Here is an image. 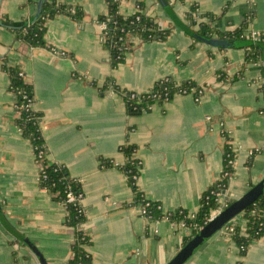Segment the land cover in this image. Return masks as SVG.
I'll list each match as a JSON object with an SVG mask.
<instances>
[{
	"label": "crops",
	"instance_id": "1",
	"mask_svg": "<svg viewBox=\"0 0 264 264\" xmlns=\"http://www.w3.org/2000/svg\"><path fill=\"white\" fill-rule=\"evenodd\" d=\"M38 1L0 0V264H40L25 240L46 264H67L74 237L63 204L38 183L39 163L16 124V94L4 65L17 66L32 88L46 158L79 180L85 215L79 227L88 238L90 264H165L194 228L141 216L120 168L126 161L120 146H136V185L163 211H198L203 193L221 176L227 142L235 158L226 193L246 192L264 178V63L244 64L243 46L195 39L158 0H116L123 16L142 4L168 34L144 42L132 37L115 67L96 22L107 0H58L78 5L81 19L56 14L45 21V45L30 46L16 27L34 18ZM165 1L192 32L197 27L187 15L193 6L198 20L213 18V38L243 24L246 35L264 31V0ZM165 78L194 81L204 90L198 99L177 93L129 113L106 84L110 79L120 90L142 93ZM183 264H264V232L240 255L233 238L217 231Z\"/></svg>",
	"mask_w": 264,
	"mask_h": 264
},
{
	"label": "trees",
	"instance_id": "2",
	"mask_svg": "<svg viewBox=\"0 0 264 264\" xmlns=\"http://www.w3.org/2000/svg\"><path fill=\"white\" fill-rule=\"evenodd\" d=\"M140 10L130 16H123L118 11L116 0H107V12L96 18L98 22L105 24L101 31L103 36V45L109 50L110 63L115 67L123 61L125 52L131 48V38L138 37L141 41L162 40L168 32L161 28L155 20L143 12L144 6L139 3ZM58 13H64L76 20L82 17V11L78 5L67 4L58 0H41L40 12L35 19L25 21L21 26L16 27L17 37L23 39L30 46L45 45L43 33L45 30V21ZM200 14L196 6H193L188 12L189 23L196 25L195 32L201 36L213 38L212 21L213 18L206 16L205 20H198ZM244 24L229 32L219 33L217 38L234 39V40H255L264 44V31L260 32L258 38H252L251 34L243 33ZM245 50L244 64L250 62H260L262 49L256 44L243 46ZM9 77V89L16 94L15 109L17 112L16 124L21 133L31 143L34 153L41 152L36 161L41 166L39 185L46 189L53 197L61 202L66 210L65 223L74 228V237L71 244V256L67 264H90L91 257L85 245L88 243L87 235L80 230L79 226L85 220L84 210L81 201L68 202L67 193L72 192L74 195L83 192L79 180L71 177L65 167L59 163H51L46 158L47 147L40 129V113L33 108L34 95L32 88L23 80V74L17 66H3ZM112 89L120 93L124 98L126 108L129 113L143 112L142 109H148L153 101H168L177 93H192L197 99L203 92L204 87L196 84L194 81L175 82L171 78L163 79L155 83L148 91L137 93L128 90L118 89L110 79L106 82ZM201 91V92H199ZM136 149L134 144H124L120 150L125 154L126 161L120 166L123 170L128 183L134 192V202L137 204H146L147 214L151 215L153 220H160L165 213L157 208L158 202L147 200L136 185V179L139 174L137 168L138 159L133 156ZM224 168L223 173H227L216 180L213 185L203 193L201 205L193 216H188L184 209H176L167 213L172 222L183 221L191 225L194 230L193 234L202 227L208 220L211 210L218 206L215 193L222 192L227 188V183L232 176L234 166L232 161L235 158V152L232 150L229 142L225 145L223 151ZM108 164L111 162H107ZM112 164V163H111ZM222 173V174H223ZM263 179V178H262ZM212 191V192H211ZM242 216L246 220L244 228L235 225L231 237L239 248L240 255H244L252 240L260 237L264 232V191L242 211ZM190 236L184 238V243Z\"/></svg>",
	"mask_w": 264,
	"mask_h": 264
},
{
	"label": "water",
	"instance_id": "3",
	"mask_svg": "<svg viewBox=\"0 0 264 264\" xmlns=\"http://www.w3.org/2000/svg\"><path fill=\"white\" fill-rule=\"evenodd\" d=\"M164 7L168 15L177 23L183 30L192 35L195 39L205 42L209 45L219 46L222 48L235 47V46H245L256 44L262 49L263 63H264V44L255 40H225L222 38H208L201 36L197 33H193L187 29L173 14V12L168 8L167 2L165 0H158ZM41 0L38 1L36 14L33 19L36 18L40 12ZM264 191V178L259 182L254 184L244 193H233L227 192L228 204L214 217L208 220L200 229L196 231L177 251V253L165 264H183L207 239H209L213 234L219 231L222 226L228 222L232 217L239 214L248 204L253 202L260 194ZM225 193V191H222ZM27 246L32 250L35 256L38 258L40 264H46V261L37 247L25 240Z\"/></svg>",
	"mask_w": 264,
	"mask_h": 264
},
{
	"label": "built area",
	"instance_id": "4",
	"mask_svg": "<svg viewBox=\"0 0 264 264\" xmlns=\"http://www.w3.org/2000/svg\"><path fill=\"white\" fill-rule=\"evenodd\" d=\"M136 9H137V11H139L140 10V6H139V4H137L136 5ZM96 22L100 25V28H101V31L105 28V24L104 23H102V22H98L97 20H96ZM251 34V36H252V38H255V39H257L258 38V35H259V33H255V32H252V33H250ZM100 40H101V42L103 41V36L100 34ZM165 79H167V78H165ZM199 92H201V91H199ZM184 94V93H183ZM142 111H145V109H142ZM34 153V152H33ZM40 154H41V152H38V153H34V156L35 157H40ZM232 164H234V160L232 161ZM140 166H141V161H139L138 160V162H137V168L138 169H140ZM41 169V166H40V164H39V170ZM223 173V172H222ZM221 173V176H224V175H226L227 173H223L222 174ZM221 176H220V178H221ZM230 177H231V174H230ZM39 178H40V171H39V173H38V177H37V180H39ZM135 179L137 178V177H134ZM219 178V179H220ZM223 191H225V193H222V192H216L215 193V196H216V199H217V201H218V206L217 207H215L213 210H211V212H210V216H209V218H208V220H210L212 217H214L215 215H217L227 204H228V200H227V198H225V195H226V189L225 190H223ZM212 192V191H211ZM227 196V195H226ZM145 198V197H144ZM81 199H82V196L80 195V194H78V195H74L72 192H68L67 193V201L68 202H77L78 200L79 201H81ZM145 199H147V198H145ZM148 200V199H147ZM145 205L146 204H144V205H142V204H140L139 203V206H140V214H141V216H143V218H145L147 221H155V220H153L152 218H151V215L150 214H147V211H146V209H145ZM157 208L158 209H161L162 211H163V209H162V207H161V204L160 203H158V205H157ZM164 213H165V215L162 217V219H166V220H169V221H171L169 218H168V215H167V213L169 212V211H163ZM188 216H193L192 214H188ZM162 219H160V220H162ZM242 220H239V221H236V222H226L223 226H222V228L219 230V231H222L224 234H226V235H231V233H232V231H233V229H234V226L235 225H239V226H241L242 228H244V226H245V223H246V220L244 219V218H241ZM207 220V221H208ZM157 221V220H156ZM231 221V220H230ZM172 222V221H171ZM173 223H176V224H179V225H182L183 227H188L189 229L192 227L191 225H188V224H185V222H183V221H179V222H173ZM80 228V227H79ZM201 228V227H200ZM199 228V229H200Z\"/></svg>",
	"mask_w": 264,
	"mask_h": 264
},
{
	"label": "rangeland",
	"instance_id": "5",
	"mask_svg": "<svg viewBox=\"0 0 264 264\" xmlns=\"http://www.w3.org/2000/svg\"><path fill=\"white\" fill-rule=\"evenodd\" d=\"M241 218H243V216H242V213L240 212L239 214H237L236 216H234V217H232L230 220H229V222H236V221H239V220H241Z\"/></svg>",
	"mask_w": 264,
	"mask_h": 264
}]
</instances>
